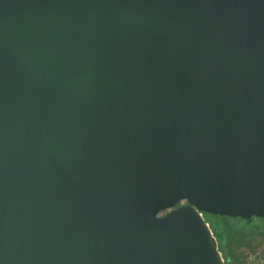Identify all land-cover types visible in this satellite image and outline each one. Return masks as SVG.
Here are the masks:
<instances>
[{"label": "water", "instance_id": "water-1", "mask_svg": "<svg viewBox=\"0 0 264 264\" xmlns=\"http://www.w3.org/2000/svg\"><path fill=\"white\" fill-rule=\"evenodd\" d=\"M202 212L264 217V0H0V264H225Z\"/></svg>", "mask_w": 264, "mask_h": 264}, {"label": "flooded vegetation", "instance_id": "flooded-vegetation-1", "mask_svg": "<svg viewBox=\"0 0 264 264\" xmlns=\"http://www.w3.org/2000/svg\"><path fill=\"white\" fill-rule=\"evenodd\" d=\"M183 203L185 202L179 203L177 206ZM202 215L212 229L225 264H264V235L252 241L250 245L236 247L230 252L229 239L227 238L222 222L219 220V217L223 216L207 212H202ZM220 227H223L222 233L219 232Z\"/></svg>", "mask_w": 264, "mask_h": 264}, {"label": "rangeland", "instance_id": "rangeland-1", "mask_svg": "<svg viewBox=\"0 0 264 264\" xmlns=\"http://www.w3.org/2000/svg\"><path fill=\"white\" fill-rule=\"evenodd\" d=\"M219 220L229 239L230 252L236 247L248 246L252 241L264 235V220L261 217L254 216L250 220H245L240 217L223 216L219 217ZM222 228L220 227V233H222Z\"/></svg>", "mask_w": 264, "mask_h": 264}, {"label": "trees", "instance_id": "trees-1", "mask_svg": "<svg viewBox=\"0 0 264 264\" xmlns=\"http://www.w3.org/2000/svg\"><path fill=\"white\" fill-rule=\"evenodd\" d=\"M263 220H264V218H262ZM235 258H237L236 256H235Z\"/></svg>", "mask_w": 264, "mask_h": 264}]
</instances>
